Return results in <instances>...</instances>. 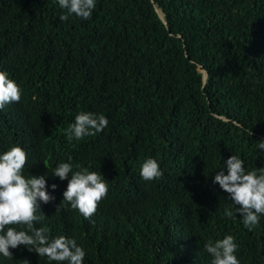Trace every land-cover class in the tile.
Wrapping results in <instances>:
<instances>
[{"label": "trees", "instance_id": "obj_1", "mask_svg": "<svg viewBox=\"0 0 264 264\" xmlns=\"http://www.w3.org/2000/svg\"><path fill=\"white\" fill-rule=\"evenodd\" d=\"M64 12L58 0H0V71L22 91L0 110V154L22 147L24 174L46 178L54 200L35 227L75 239L83 264H210L204 244L225 235L240 264H264V216L249 231L213 183L231 155L264 168V0H96L89 20ZM81 111L108 126L69 142ZM69 157L108 181L87 219L52 175ZM148 158L161 178L142 179ZM9 251L0 264H56Z\"/></svg>", "mask_w": 264, "mask_h": 264}, {"label": "clouds", "instance_id": "obj_2", "mask_svg": "<svg viewBox=\"0 0 264 264\" xmlns=\"http://www.w3.org/2000/svg\"><path fill=\"white\" fill-rule=\"evenodd\" d=\"M64 14L59 19L67 21L70 16L89 20L96 7V0H58ZM22 91L17 83L9 78L6 71H0V110L11 103H19ZM103 114L81 111L67 129V140L79 141L85 137L95 136L108 126ZM251 135V133H250ZM264 154V141L257 142ZM59 163L52 172L61 181L67 180V189L63 201L77 210L84 218H90L98 205L106 198L108 181L100 172L89 171L77 165L74 171L70 162ZM27 153L20 146H12L0 154V255L12 259L9 249L25 246L29 252L39 257H46L56 264H83L85 251L77 245L75 239L63 235L52 237L47 227L36 228L45 215H38L40 203L48 204L54 200L46 188L45 176L35 177L24 174ZM227 175L223 170L216 172L213 183L228 194L235 208V214L249 231L254 230L264 216V168L246 170L244 161L238 155H231L226 161ZM46 167V166H45ZM140 175L144 181L162 177L163 173L156 159L148 158L141 165ZM53 191L56 185L52 186ZM59 208V206H58ZM57 208V209H58ZM225 216L231 218L233 211L226 207ZM20 226V227H18ZM204 250L210 255V264H240L236 252L238 245L232 235H225L215 241L209 239ZM24 264H28L24 261Z\"/></svg>", "mask_w": 264, "mask_h": 264}, {"label": "water", "instance_id": "obj_3", "mask_svg": "<svg viewBox=\"0 0 264 264\" xmlns=\"http://www.w3.org/2000/svg\"><path fill=\"white\" fill-rule=\"evenodd\" d=\"M157 13H158V16H159L160 20L166 25V23H165V21L163 19V16L161 15V13L160 12H157ZM206 77H207V72L206 71H203V75H202V81H203V83L205 82Z\"/></svg>", "mask_w": 264, "mask_h": 264}]
</instances>
